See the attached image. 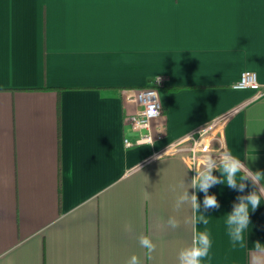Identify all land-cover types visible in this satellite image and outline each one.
Segmentation results:
<instances>
[{
  "label": "crops",
  "instance_id": "crops-1",
  "mask_svg": "<svg viewBox=\"0 0 264 264\" xmlns=\"http://www.w3.org/2000/svg\"><path fill=\"white\" fill-rule=\"evenodd\" d=\"M244 71L260 97L232 88ZM158 76L151 131L166 136L126 147L131 96ZM221 116L224 147L264 171V0H0V264H179L193 226L175 201L195 169L186 151L155 153ZM247 183L217 184L219 208H201L212 264L250 259L219 219ZM250 219L249 247L264 243V204Z\"/></svg>",
  "mask_w": 264,
  "mask_h": 264
},
{
  "label": "clouds",
  "instance_id": "clouds-1",
  "mask_svg": "<svg viewBox=\"0 0 264 264\" xmlns=\"http://www.w3.org/2000/svg\"><path fill=\"white\" fill-rule=\"evenodd\" d=\"M248 150L243 152L220 147L218 152L210 153L203 158L199 167H194L195 175L192 177L187 190L181 193L175 201L177 210L189 207L190 223L193 226L192 242L183 248L178 255L179 264H212V250L214 239L210 224V216L201 211L219 208V201L215 194H209V190L217 184L244 193L247 182H251L253 190L246 195H239L234 202L232 211L224 214L223 219L228 241L232 248L243 249L250 253L247 264H264V243L257 241L249 247L248 237L252 230L250 214L254 213L264 204V171H252L247 161H254ZM193 169V168H192ZM218 172L219 175L214 173ZM190 189L195 190L190 194ZM203 192L201 201L198 193ZM168 224L175 228L177 220L175 217L168 219ZM139 243L148 252V259L155 249V244L148 236H141ZM128 264H139L138 257L133 255Z\"/></svg>",
  "mask_w": 264,
  "mask_h": 264
},
{
  "label": "built area",
  "instance_id": "built-area-1",
  "mask_svg": "<svg viewBox=\"0 0 264 264\" xmlns=\"http://www.w3.org/2000/svg\"><path fill=\"white\" fill-rule=\"evenodd\" d=\"M163 82V78L158 76L150 85L140 88L132 94L131 99L138 105V110L130 124L132 131L138 132L139 137L134 141L126 138L124 140L126 147L153 144L156 139H162L166 136V131L162 126L158 128L157 136L151 131L152 122L162 116L163 108L159 88L163 85ZM232 88L236 90H252L255 92V98L263 94L257 74L253 71L242 72L239 79L232 85ZM225 119L226 116L215 119L208 126L171 143L166 149L155 153V155L186 151L189 154L191 166L193 168L199 167L204 157L210 153L218 152L220 147H224L222 130Z\"/></svg>",
  "mask_w": 264,
  "mask_h": 264
},
{
  "label": "trees",
  "instance_id": "trees-1",
  "mask_svg": "<svg viewBox=\"0 0 264 264\" xmlns=\"http://www.w3.org/2000/svg\"><path fill=\"white\" fill-rule=\"evenodd\" d=\"M175 89H177V88H175Z\"/></svg>",
  "mask_w": 264,
  "mask_h": 264
}]
</instances>
